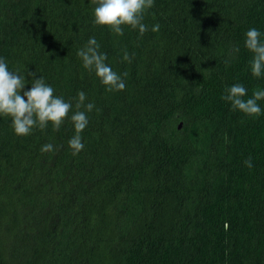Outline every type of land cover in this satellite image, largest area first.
<instances>
[{
  "label": "trees",
  "instance_id": "1",
  "mask_svg": "<svg viewBox=\"0 0 264 264\" xmlns=\"http://www.w3.org/2000/svg\"><path fill=\"white\" fill-rule=\"evenodd\" d=\"M93 9L0 0V58L73 105L58 131L25 137L0 117V264H264V100L253 118L222 99L264 90L245 47L253 27L264 41V0H154L142 37L95 26ZM90 37L128 73L123 91L83 68ZM80 91L95 108L73 156Z\"/></svg>",
  "mask_w": 264,
  "mask_h": 264
},
{
  "label": "clouds",
  "instance_id": "2",
  "mask_svg": "<svg viewBox=\"0 0 264 264\" xmlns=\"http://www.w3.org/2000/svg\"><path fill=\"white\" fill-rule=\"evenodd\" d=\"M91 4L94 6L95 26L108 28L117 36H122L124 34L122 26H127L138 30L142 37L148 31L147 25L143 23L144 15L154 6V0H91ZM159 29L160 25L155 24L151 30L158 32ZM245 36V47L252 53L251 74L255 78H260L264 75V41L261 40V32L253 27ZM99 49L100 45L96 38L90 37L76 55L82 61L85 70L95 73L106 92L123 91L126 88L123 78L127 77L128 73L124 72L121 76L113 71L106 64L107 54L101 53ZM238 51V48L233 49V53ZM132 58L127 50H124L122 61L131 63ZM27 77L33 79L27 80L19 67L10 71L4 58H0V117L10 118L14 134L20 137L30 135L33 129L44 130L49 124L54 131H58L73 107L71 101L66 102L63 96L55 95V90L42 76L35 78V72H28ZM28 83H31V88L22 92ZM246 95L247 89L242 84H234L226 89V95L222 99L230 102L233 110L248 117L258 118L262 110L257 102L264 100V90H256L251 98L244 99ZM86 99L83 91L77 93L76 111L70 117L75 135L68 141V146L73 156L78 155L84 148L81 133L89 123L87 113L95 108L93 103L86 104ZM53 150L50 143L41 148L42 153ZM245 165L248 168L253 166L251 157L245 161Z\"/></svg>",
  "mask_w": 264,
  "mask_h": 264
},
{
  "label": "water",
  "instance_id": "3",
  "mask_svg": "<svg viewBox=\"0 0 264 264\" xmlns=\"http://www.w3.org/2000/svg\"><path fill=\"white\" fill-rule=\"evenodd\" d=\"M182 127V124L180 125V128Z\"/></svg>",
  "mask_w": 264,
  "mask_h": 264
}]
</instances>
